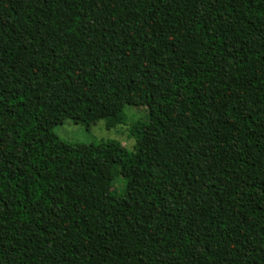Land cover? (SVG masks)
Listing matches in <instances>:
<instances>
[{"label":"trees","instance_id":"16d2710c","mask_svg":"<svg viewBox=\"0 0 264 264\" xmlns=\"http://www.w3.org/2000/svg\"><path fill=\"white\" fill-rule=\"evenodd\" d=\"M0 264H264V0H0Z\"/></svg>","mask_w":264,"mask_h":264},{"label":"rangeland","instance_id":"374dc122","mask_svg":"<svg viewBox=\"0 0 264 264\" xmlns=\"http://www.w3.org/2000/svg\"><path fill=\"white\" fill-rule=\"evenodd\" d=\"M125 123L114 129L107 130L104 121H98L89 126L76 124L66 120L62 125L54 128L53 133L63 142L71 145H90L100 142H119L127 151H132L136 140L131 135V125L146 122L148 110L143 107L126 106L124 109ZM117 185V180L110 176L94 190L95 195L105 190H111Z\"/></svg>","mask_w":264,"mask_h":264}]
</instances>
